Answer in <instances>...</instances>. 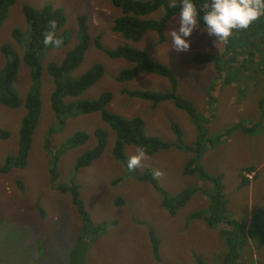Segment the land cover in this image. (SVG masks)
<instances>
[{"label": "rangeland", "instance_id": "1", "mask_svg": "<svg viewBox=\"0 0 264 264\" xmlns=\"http://www.w3.org/2000/svg\"><path fill=\"white\" fill-rule=\"evenodd\" d=\"M49 1L65 7L68 17L66 28L73 31V39L66 47L48 50L49 56L44 64L51 58L61 61L75 45L77 16L82 13L89 17L92 36L103 33L102 41L106 48L119 44L141 47L153 59L168 64L176 74L179 93L197 107L200 122L214 140L202 147L198 164L212 176L224 173L223 183L228 198L226 220L251 222L255 210L264 204V113L261 111L264 110V102L261 108L259 104L264 97V15L246 29L233 30L226 41L216 40L197 27L188 38L190 48L177 52L170 47L167 33L176 26L178 17L175 16L166 26L165 41L156 44L159 34L153 30L146 31L139 41L126 39L121 33L114 32L113 21L122 12L110 0H17L0 28V67L5 62L2 44L12 40L11 30L15 26L24 28L27 24L23 5L30 3L41 7ZM161 14L160 11L150 15L158 18ZM17 50L21 56L22 49L19 47ZM200 51L214 54V60L195 62L194 55ZM217 59L221 63L219 73L215 67ZM96 62L105 65L104 75L81 97L95 98L110 90L114 96L108 106L109 111L143 116L147 133L159 135L173 144L177 142V135L171 122L175 121L182 127L188 145L196 140L199 132L196 121L171 100L154 104L123 92L125 88L168 90V78L144 71L134 80L120 82L117 80L119 71L133 63L121 57L112 58L94 45L87 50L77 73H83ZM245 62L247 69L244 68ZM19 66L16 86L24 99L31 85L30 68L22 58ZM54 86L53 79L44 68L43 106L28 164L0 174V264H71L75 250L78 254L74 264H197V257L206 264L219 262L230 248L226 236L204 219H189L196 210L207 211L210 198L196 191L173 215L163 206L162 193L151 182L129 175L128 169L115 157L116 132L99 112L69 117L52 138L55 149L54 146L61 147L62 142L78 129L91 132L84 146L72 148L60 156L58 183L67 184L76 158L97 141L94 129L103 127L109 132L104 153L90 166L80 168L77 180L81 184V197L93 220L97 223L114 221L115 224L95 242H89L87 237L85 244L77 245L82 218L72 194L61 192L52 182L50 155L44 147L49 127L57 122L51 107ZM24 113V105L16 108L0 105V127L11 132L7 139H0V164L7 155L18 151ZM239 120L244 126H255L254 129L246 132L238 128L226 133ZM138 149L135 145H127L125 151L130 157L137 154ZM193 157L191 150L172 145L146 154L138 169L142 174L146 168H153L160 185L170 195L180 194L189 185L213 189V180L203 181L197 174L184 173L186 164ZM247 166L255 169L253 172L243 171ZM257 170L259 175L254 178ZM242 173L252 179L250 185L239 186ZM17 179L23 180L24 188L18 185ZM151 227L161 240L160 260H156L151 252ZM255 241L253 244L248 242L244 248L245 264H264V245Z\"/></svg>", "mask_w": 264, "mask_h": 264}, {"label": "trees", "instance_id": "2", "mask_svg": "<svg viewBox=\"0 0 264 264\" xmlns=\"http://www.w3.org/2000/svg\"><path fill=\"white\" fill-rule=\"evenodd\" d=\"M17 0H0V28L8 18L11 7ZM110 2L122 12L117 16L112 25V30L121 33L126 39L139 41L148 30L156 31L159 38L156 44L165 41V29L169 21L176 16L177 8H170L169 0H110ZM22 11L26 20L24 28L15 26L11 30V41L2 44L1 51L4 54L5 62L0 67V105H6L16 108L24 105L25 113L21 120L20 137L18 151L6 156L4 162L0 164V174H6L14 168H24L29 161L30 151L32 149L34 133L39 124L43 100H42V73L44 68L48 71L54 81V89L51 94V107L55 113L57 122L49 127L45 137L44 147L50 155V174L51 180L61 192H70L73 202L82 218L81 226L77 236V245L85 244L86 238L89 242H95L110 226L115 223L103 222L97 223L93 220L85 201L81 197V184L77 180L79 169L90 166L95 160L104 153L108 143L109 132L103 127H96L93 134L96 143L87 148L80 154L74 163V170L69 183H58L61 172L59 170L60 156L77 146H84L90 139L91 132L85 129L76 130L70 137L62 142L61 147L54 146L53 135L60 131L69 117L79 116L84 113L99 112L102 119L108 123L116 132V141L114 145L115 157L127 167L129 156L126 154L127 145H135L137 148H143L146 154H153L161 149L176 145L184 150L194 152V157L186 164L185 174H197L203 181L213 180L215 186L213 189H206L203 185H189L180 194L170 195L160 185L159 180L154 173L153 168L148 167L141 174L138 167L129 170V175L135 176L140 180H146L162 193L163 206L175 215L178 210L185 206L196 191H201L210 198V204L207 211L196 210L189 219H204L206 223L218 229L226 236V242L230 245L223 258L216 264H245L244 248L246 244L258 243L264 245V204L255 210L251 222L227 219L225 211L228 198L223 183L224 173L217 176L210 175L198 164L202 155V147L214 140L208 136L209 130H206L200 122V114L192 101L183 97L178 91V80L173 69L166 63L153 59L146 49L132 46L129 44H119L113 48H106L103 44V33L98 32L92 36L89 30V17L86 13L77 16V42L70 48L61 61L51 58L44 64V60L49 56L48 50L53 48H62L69 45L73 39V31L66 28L68 17L65 7L49 1L41 7H36L30 3H25ZM162 12L160 17H151L150 14ZM55 21V29L50 28V21ZM50 31L54 32V39L60 41L59 44L49 43L45 45L44 39ZM94 45L107 53L112 58H125L133 63L132 66L123 68L117 74V80L120 82L130 81L137 78L142 72L149 71L162 75L169 79L170 88L168 90H150V89H123V92L132 97L141 98L158 104L165 100H171L177 107L187 111L196 121L199 132L196 140L188 145L183 137V130L179 123L172 121L171 126L177 135V142L173 144L164 140L159 135L149 134L146 131V120L141 115L126 116L113 113L108 110V106L113 100V92L103 91L95 98L81 97L83 92L90 86L99 81L105 72V65L101 62L93 63L83 73H77L78 67L84 60L87 50ZM22 49V55L17 49ZM17 48V49H16ZM30 68L31 85L23 99L16 81L19 76V59ZM264 58V57H263ZM194 61L197 63H207L214 60V54L208 51H200L194 55ZM246 58L243 59L245 61ZM242 61V62H243ZM252 61V59H251ZM256 62V61H252ZM250 62V63H252ZM246 62L244 68H246ZM216 71L219 73L221 63L219 59L215 63ZM260 70V69H259ZM244 77V76H243ZM264 77V76H263ZM264 97L259 101L260 108L263 107ZM264 113V110H262ZM243 126V127H242ZM255 126H244L243 121L228 128L226 133L232 129L241 128L249 132ZM11 132L0 127V139H7ZM255 167H243V171L253 172ZM259 172L253 176L257 178ZM239 186H248L252 182L248 176L241 174ZM118 181V179L116 180ZM21 188L25 187L22 179H17ZM150 238L152 243V255L156 260L161 259L160 244L161 240L156 230L150 228ZM241 246V249H240ZM258 247V245H255ZM78 251H74V257L71 264L77 260ZM197 264H206L197 257Z\"/></svg>", "mask_w": 264, "mask_h": 264}, {"label": "clouds", "instance_id": "3", "mask_svg": "<svg viewBox=\"0 0 264 264\" xmlns=\"http://www.w3.org/2000/svg\"><path fill=\"white\" fill-rule=\"evenodd\" d=\"M176 26L167 33L170 47L177 52L187 51L191 46L188 39L197 28L216 40L226 41L233 30L246 29L253 21L264 15V0H169L170 8H177ZM56 22L50 21V28L55 29ZM45 45L59 44L50 31L44 39ZM146 153L139 148L137 154L130 156L127 167L133 170L138 167Z\"/></svg>", "mask_w": 264, "mask_h": 264}, {"label": "crops", "instance_id": "4", "mask_svg": "<svg viewBox=\"0 0 264 264\" xmlns=\"http://www.w3.org/2000/svg\"><path fill=\"white\" fill-rule=\"evenodd\" d=\"M258 171V170H257Z\"/></svg>", "mask_w": 264, "mask_h": 264}]
</instances>
